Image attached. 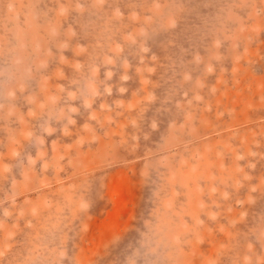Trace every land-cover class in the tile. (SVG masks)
Segmentation results:
<instances>
[{"label":"rangeland","instance_id":"374dc122","mask_svg":"<svg viewBox=\"0 0 264 264\" xmlns=\"http://www.w3.org/2000/svg\"><path fill=\"white\" fill-rule=\"evenodd\" d=\"M0 264H264V0H0Z\"/></svg>","mask_w":264,"mask_h":264}]
</instances>
